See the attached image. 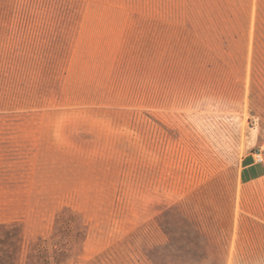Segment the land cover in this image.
<instances>
[{"label":"rangeland","instance_id":"obj_1","mask_svg":"<svg viewBox=\"0 0 264 264\" xmlns=\"http://www.w3.org/2000/svg\"><path fill=\"white\" fill-rule=\"evenodd\" d=\"M264 0H0V264H264Z\"/></svg>","mask_w":264,"mask_h":264},{"label":"crops","instance_id":"obj_2","mask_svg":"<svg viewBox=\"0 0 264 264\" xmlns=\"http://www.w3.org/2000/svg\"><path fill=\"white\" fill-rule=\"evenodd\" d=\"M253 155H247L242 160L240 176L242 181L250 183L264 178V164H257Z\"/></svg>","mask_w":264,"mask_h":264},{"label":"built area","instance_id":"obj_3","mask_svg":"<svg viewBox=\"0 0 264 264\" xmlns=\"http://www.w3.org/2000/svg\"><path fill=\"white\" fill-rule=\"evenodd\" d=\"M255 160H256V162H258V163H262V164H264V158L262 157L261 154H256V155H255Z\"/></svg>","mask_w":264,"mask_h":264},{"label":"trees","instance_id":"obj_4","mask_svg":"<svg viewBox=\"0 0 264 264\" xmlns=\"http://www.w3.org/2000/svg\"><path fill=\"white\" fill-rule=\"evenodd\" d=\"M257 164H262V163H257ZM244 182H246V181H244Z\"/></svg>","mask_w":264,"mask_h":264}]
</instances>
